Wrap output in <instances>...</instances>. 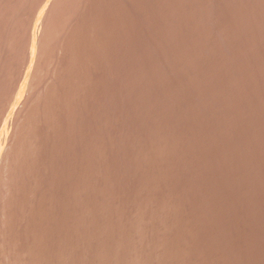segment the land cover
Returning <instances> with one entry per match:
<instances>
[{"label":"rangeland","instance_id":"374dc122","mask_svg":"<svg viewBox=\"0 0 264 264\" xmlns=\"http://www.w3.org/2000/svg\"><path fill=\"white\" fill-rule=\"evenodd\" d=\"M49 1L0 0V264H264V0Z\"/></svg>","mask_w":264,"mask_h":264},{"label":"bare ground","instance_id":"6f19581e","mask_svg":"<svg viewBox=\"0 0 264 264\" xmlns=\"http://www.w3.org/2000/svg\"><path fill=\"white\" fill-rule=\"evenodd\" d=\"M47 1H49V0H47ZM50 1H51V0H50ZM50 1H49V2H50ZM58 1H60V0H58ZM61 1H62V0H61ZM67 1H68V0H67ZM138 1H139V0H138ZM150 1H151V0H150ZM41 2H42V1H41ZM52 2H53V1H52ZM52 2H51V3H52ZM63 2H65V1H63ZM73 2H74V1H73ZM129 2H130V1H129ZM154 2H156V0H155ZM43 3H44V2H43ZM46 3H47V2H46ZM55 4H56V3H55ZM57 4H58V3H57ZM57 4H56V5H57ZM67 4H68V3H67ZM92 4H93V3H92ZM125 4H126V3H125ZM150 4H151V3H150ZM154 4H155V3H154ZM38 5H39V4H38ZM51 5H52V4H51ZM60 5H61V4H59V6H60ZM62 5H63V4H62ZM93 5H94V4H93ZM97 5H98V4H97ZM129 5H130V4H129ZM133 5H134V4H133ZM67 6H69V5H67ZM67 6H66V8H67ZM121 6H122V5H121ZM126 6H127V5H126ZM138 6H139V4H138ZM138 6H137V7H138ZM41 7H42V5H41ZM62 7H63V6H62ZM96 7H98V6H96ZM96 7H95V8H96ZM149 7H150V6H149ZM153 7H154V6H153ZM52 8H53V5H52ZM52 8H50V9H52ZM71 8H72V7H71ZM73 8H75V6H73ZM139 8H140V7H139ZM150 8H151V7H150ZM155 8H156V7H155ZM56 9H58V8H56ZM47 10H48V9H47ZM71 10H72V9H71ZM73 10H74V9H73ZM76 10H77V9H76ZM102 10H103V9H102ZM107 10H109V8H108ZM110 10H113V9L110 8ZM129 10H130V9H129ZM133 10H134V9H132V11H133ZM44 11H45V10H44ZM48 11H49V10H48ZM64 11H65V10H64ZM97 11H98V10H96V12H97ZM103 11H104V10H103ZM105 11H106V10H105ZM123 11H124V10H123ZM126 11H127V10H126ZM136 11H138V10H136ZM155 11H156V10H155ZM155 11H154V13H155ZM39 12H40V11H39ZM42 12H43V11H42ZM49 12H50V11H49ZM49 12H47V13H49ZM76 12H77V11H75V13H76ZM85 12H86V11H85ZM87 12H88V10H87ZM98 12H100V11H98ZM114 12H115V11H114ZM124 12H125V11H124ZM129 12H130V11H129ZM129 12H128V13H129ZM34 13H35V12H34ZM44 13H46V12H44ZM51 13H52V12H51ZM66 13H67V12H66ZM88 13H89V12H88ZM121 13H122V12H121ZM132 13H133V12H132ZM151 13H152V11H151ZM154 13H153V14H154ZM49 14H50V13H49ZM71 14H72V13H70V15H69V13H68L69 16H71ZM115 14H116V13H115ZM124 14H125V13H124ZM126 14H127V13H126ZM135 14H136V13H135ZM42 15H48V14H42ZM50 15H52V14H50ZM121 15H122V14H120L119 16L122 17ZM139 15H140V14H139ZM143 15H144V14H143ZM36 16H37V15H35V17H36ZM39 16H40V15H39ZM61 16H62V14H61ZM64 16H65V15H64ZM69 16H68V17H69ZM89 16H90V15H88V17H89ZM108 16H109V15H108ZM108 16H107V17H108ZM115 16H116V15H115ZM134 16H135V15H134ZM153 16H155V15H153ZM32 17H33V16H32ZM44 17H45V16H44ZM44 17L42 16V19H43V20H44ZM54 17H55V16H54ZM56 17H57V15H56ZM65 17H66V16H65ZM71 17H72V16H71ZM78 17H79V16H78ZM130 17H131V16H130ZM132 17H133V16H132ZM141 17H142V16H141ZM58 18H59V15H58ZM58 18H56V20H58ZM76 18H77V17H76ZM98 18L100 19V17H98ZM103 18H104V17H103ZM103 18H102V19H103ZM112 18H113V17H112ZM114 18H115V17H114ZM47 19H48V17H47ZM63 19H64V18H63ZM70 19H71V18H70ZM70 19H69V20H70ZM79 19H80V18H79ZM99 19H98V21H99ZM134 19H136V18H134ZM137 19H138V18H137ZM34 20H36V19H34ZM45 20H46V18H45ZM48 20H49V19H48ZM50 20H51V19H50ZM61 20H62V19H60V22H61ZM69 20H68V21H69ZM83 20H85V19H83ZM87 20H88V19H87ZM38 21H39V20H38ZM73 21H74V20H73ZM79 21H80V20H79ZM36 22H37V21H36ZM41 22L44 24L43 21H41ZM41 22H40V23H41ZM49 22H50V21H49ZM49 22H48V23H49ZM52 22H53V21H52ZM54 22H57V21H54ZM74 22H75V21H74ZM81 22H82V21H81ZM136 22H137V21H136ZM31 23H33V22L31 21ZM38 23H39V22H38ZM48 23H47V24H48ZM50 23H51V22H50ZM68 23H69V22H68ZM92 23H93V22H92ZM97 23H98V22H97ZM140 23H141V22H140ZM51 24H52V23H51ZM62 24H63V23H62ZM62 24H61V27H62ZM123 24L126 25L125 23H123ZM33 25H34V23H33ZM33 25H32V26H33ZM37 25H38V24H37ZM58 25H59V22H58ZM58 25H57V26H58ZM80 25H81V23H80ZM97 25H98V24H97ZM124 25H123V26H124ZM132 25H133V24H132ZM3 26H4V25H3ZM3 26H2V27H3ZM34 26H35V25H34ZM39 26L41 27L42 25H39ZM46 26H47V25H46ZM52 26H53V25H52ZM54 26L56 27V25H54ZM66 26H67V25H66ZM83 26H84V25H83ZM95 26H96V25H95ZM95 26H93V27L95 28ZM118 26H119V24H118ZM134 26H135V25H134ZM141 26H142V25H141ZM4 27H5V26H4ZM6 27H7V26H6ZM37 27H38V26H37ZM77 27H78V25H77ZM113 27H114V26H113ZM38 28H39V27H38ZM46 28H47V27H46ZM48 28H49V27H48ZM64 28H65V27H64ZM82 28H83V27H82ZM120 28H121V27H120ZM134 28H136V27H134ZM140 28H141V27H140ZM7 29H8V28H7ZM32 29H33V27H32ZM44 29H45V27H44ZM92 29H93V28H92ZM132 29H133V26H132ZM138 29H139V28H138ZM38 30H39V33H41L40 31H43V29H42V30L38 29ZM49 30H51V29H49ZM53 30H55V29H53ZM53 30H51V31H53ZM62 30H63V29H62ZM77 30H78V29H77ZM77 30H75V31H77ZM83 30H84V29H83ZM87 30H88V29H87ZM102 30H103V29H102ZM105 30H106V29H105ZM36 31H37V30H36ZM45 31H46V29H45ZM92 31H93V30H92ZM97 31H98V29H97ZM5 32H6V31H5ZM49 32H50V31H49ZM59 32H60V31H59ZM59 32H57V33H59ZM29 33H30V29H29ZM31 33H32V32H31ZM60 33H61V32H60ZM74 33H75V32H74ZM77 33H78V32H77ZM84 33H85V32H84ZM101 33H102V32H101ZM4 34H5V33H4ZM47 34H48V33H47ZM52 34H53V33H52ZM72 34H73V33H72ZM107 34H108V33H107ZM107 34H106V35H107ZM29 35H30V34H29ZM40 35H41V34H40ZM55 35H56V34H55ZM57 35H59V34H57ZM70 35H71V32H70ZM73 35H75V34H73ZM78 35H79V34H78ZM87 35H88V34H87ZM109 35H110V34H109ZM37 36H39V34H38ZM42 36H43V35H42ZM47 36L49 37V35H47ZM81 36H82V35H81ZM91 36H92V35H91ZM111 36H112V35H111ZM137 36H138V35H137ZM137 36H136V37H137ZM3 37H4V36H3ZM29 37H30V36H29ZM45 37H46V36H45ZM48 37H47V38H48ZM51 37H53V35H51ZM38 38H39V40L41 39L40 37H37V38H36V37L32 34V36H31L30 39H29V40H30V42H29V44H30V45H29V48L31 47V50H32V54L30 55L31 58H33L34 53H35L37 50H39V49H37V48H39V47H37V45L39 46V44H37V41L39 42V40H37ZM43 38H44V36H43ZM43 38H42V40H43ZM54 38H55V37H54ZM69 38H70V37H69ZM97 38H98V37H97ZM104 38H105V37H104ZM107 38H108V37H107ZM119 38H120V37H119ZM5 39H6V38H5ZM44 39H45V38H44ZM50 39H51V38H50ZM55 39L57 40V38H55ZM121 39H122V38H121ZM2 40H3V39H2ZM45 40H46V42H47V39H45ZM45 40H43V41H45ZM77 40H78V39H77ZM105 40H106V39H105ZM0 41H1V40H0ZM27 41H28V40H27ZM43 41H41V42H43ZM49 41H50V40H49ZM51 41H52V40H51ZM89 41H90V40H89ZM93 41H94V39H93ZM107 41H108V40H107ZM109 41H110V40H109ZM121 41H122V40H121ZM66 42H67V40H66ZM76 42H77V41H76ZM87 42H88V41H87ZM96 42H97V41H96ZM1 43H4V42H1ZM27 43H28V42H27ZM47 43H48V42H47ZM50 43H51V42H50ZM50 43H49V45H50ZM98 43H99V42H98ZM43 44H44V43H42V45H43ZM70 44H71V43H70ZM88 44H89V43H88ZM40 45H41V43H40ZM68 45H69V44H68ZM86 45H87V44H86ZM1 46H3V45H1ZM25 46H26V45H25ZM27 46H28V45H27ZM43 46H45V45H43ZM74 46H75V45H74ZM74 46H73V47H74ZM89 46H90V45H89ZM6 47H7V46H6ZM36 47H37V48H36ZM48 47H49V46H48ZM73 47H72V48H73ZM78 47H79V46H78ZM84 47H85V46H84ZM90 47H91V46H90ZM0 48H1V47H0ZM27 48H28V47H27ZM43 48L45 49L46 47H43ZM63 48H64V47H63ZM68 48H69V47H68ZM5 49H6V48H5ZM44 49H43V50H44ZM88 49H89V48H88ZM28 50H30V49H28ZM41 50H42V49H41ZM49 51H50V50H49ZM49 51H47V53H49ZM74 51H75V50H74ZM2 52H3V51H2ZM26 52H28V51H26ZM30 52H31V51H30ZM44 52H45V51H44ZM65 52H66V51H65ZM85 52H86V51H85ZM91 52H92V51H91ZM3 53H4V52H3ZM28 53H29V52H28ZM36 53H37L38 56H40V55H39V51H37ZM45 53H46V52H45ZM51 53H52V52H51ZM54 53H55V52H54ZM67 53H68V52H67ZM103 53H104V51H103ZM63 54H64V53H63ZM75 54H76V53H75ZM87 54H88V53H87ZM0 55H1V54H0ZM35 55H36V54H35ZM37 55L34 56V57H38ZM47 55H50V54H47ZM58 55H59V53H58ZM93 55H94V54H93ZM102 55H103V54H102ZM26 56H27V55H26ZM41 56H42V55H41ZM56 56H57V55H56ZM66 56H67V55H66ZM66 56H64V58H65ZM69 56H70V55H69ZM82 56H83V55H82ZM94 56H95V55H94ZM4 57H5V56H4ZM42 57H43V56H42ZM48 57H50V56H48ZM54 57H55V56H54ZM60 57H62V56H60ZM39 58H40V57H39ZM39 58H34V59H36L37 62L39 63ZM44 58H45V57H44ZM46 58H47V57H46ZM52 58H53V57H52ZM57 58H58V57H57ZM62 58H63V57H62ZM62 58H61V59H62ZM79 58H80V57H79ZM100 58H101V57H100ZM24 59H25V58H24ZM69 59H70V58H69ZM84 59H86V58H84ZM3 60H4V59H3ZM36 60H34V61H36ZM40 60H41V59H40ZM43 60H44V59H43ZM46 60H47V59H46ZM62 60H64V59H62ZM71 60H72V59H71ZM76 60H78V59H76ZM82 60H83V59H82ZM86 60H87V59H86ZM103 60H104V59L102 58V61H103ZM30 61H31V60H30ZM52 61H53V59L51 60V62H52ZM57 61H58V59H57ZM66 61H67V60H66ZM69 61H70V60H69ZM89 61H90V60H89ZM93 61H94V60H93ZM104 61H105V60H104ZM8 62H9V61H8ZM8 62H7V63H8ZM28 62H29V61H28ZM37 62H36V64L39 65ZM42 62H43V61H41V63H42ZM48 62H49V61H48ZM63 62H64V61H63ZM71 62H72V61H71ZM0 63H1V62H0ZM24 63H25V62H24ZM34 63H35V62H34ZM34 63H33V64H34ZM46 63H47V61H46ZM49 63H50V62H49ZM55 63H56V62H55ZM81 63H82V62H81ZM103 63H104V62H103ZM30 64H31V62H30ZM33 64H32V65H33ZM56 64H57V63H56ZM67 64H68V63H67ZM67 64H66V66H67ZM83 64H84V63H83ZM1 65H2V64H1ZM37 65L34 64V67H37ZM61 65H62V64H61ZM10 66H11V65H10ZM22 66H23V65H22ZM62 66H63V65H62ZM70 66H71V65H70ZM82 66H83V65H82ZM82 66H81V67H82ZM103 66H104V65H103ZM34 67H33V68H34ZM44 67H45V64H44ZM44 67H43V70L46 68V67H45V68H44ZM47 67H48V66H47ZM49 67H50V66H49ZM3 68H4V67H3ZM33 68H32V69H33ZM39 68H40V66H39ZM61 68H62V67H61ZM64 68H66V67L64 66ZM86 68H87V67H86ZM90 68H91V67H90ZM102 68H103V67H102ZM104 68H105V67H104ZM106 68H107V67H106ZM1 69H2V68H1ZM32 69H31V71H32ZM34 69H35V68H34ZM41 69H42V68H41ZM74 69H75V68H74ZM82 69H83V68H82ZM28 70H29V69H28ZM36 70H37V69H36ZM39 70H40V69H39ZM43 70H42V71H43ZM45 70H46V69H45ZM57 70H58V69H57ZM57 70H56V71H57ZM64 70H65V69H64ZM85 70H86V69H85ZM1 71H2V70H1ZM26 71H27V70H26ZM29 71H30V70H29ZM31 71H30V72H31ZM92 71H93V70H92ZM95 71H96V70H95ZM104 71H105V70H104ZM46 72H47V71H46ZM64 72H65V71H64ZM78 72H79V71H78ZM85 72H86V71H85ZM101 72H102V71H101ZM107 72H108V71H107ZM2 73H3V71H2ZM23 73H24V72H23ZM32 73H33V71H32ZM40 73H41V72H40ZM42 73H43V72H42ZM44 73H45V72H44ZM44 73H43V74H44ZM52 73H53V72H52ZM55 73H56V72H55ZM55 73H54V74H55ZM75 73H76V72H75ZM91 73H92V72H91ZM103 73H104V72H103ZM103 73H101V74L103 75ZM19 74H20V73H19ZM47 74H48V72H47ZM59 74H60V73H59ZM93 74H94V73H93ZM105 74H106V73H105ZM0 75H1V74H0ZM21 75H22V74H21ZM32 75H33V74H32ZM60 75L62 76V74H60ZM87 75H88V74H87ZM19 76H20V75H19ZM19 76H18V77H19ZM30 76H31V75H30ZM46 76H47V75H46ZM53 76H54V75H53ZM61 76H60V77H61ZM3 77H6V76H3ZM31 77H32V76H31ZM31 77H30V79H31ZM84 77H85V76H84ZM88 77H89V76H88ZM88 77H87V78H88ZM90 77H91V76H90ZM8 78H9V77H8ZM26 78H27V77H26ZM66 78H67V77H66ZM73 78H74V77H73ZM76 78H77V77H76ZM2 79H3V78H2ZM5 79H6V78H5ZM37 79H38V78H37ZM51 79H53V77H51ZM57 79H58V78H57ZM61 79H62V78H61ZM79 79H81V78H79ZM21 80H22V79H21ZM41 80H42V79H41ZM44 80H45V79H43V81H44ZM46 80H47V78H46ZM49 80H50V79H49ZM92 80H94V79H92ZM106 80H107V79H106ZM28 81H29V80H28ZM52 81H53V80H52ZM56 81H57V80H56ZM56 81H55V82H56ZM64 81H65V80H64ZM94 81H95V80H94ZM3 82H4V81H3ZM23 82H24V81H23ZM23 82H21V83H23ZM69 82H70V81H69ZM89 82H90V81H89ZM0 83H1V82H0ZM37 83H38V82H37ZM43 83H44V82H43ZM3 84H4V83H3ZM3 84H1V85L3 86ZM14 84H15V83H14ZM29 84H30V81H29ZM52 84H53V83H52ZM76 84H77V83H76ZM39 85H40V84H39ZM48 85H49V84H48ZM50 85H51V84H50ZM57 85H58V83H57ZM60 85H61V84H60ZM69 85H70V84H69ZM69 85H68V87H69ZM2 86H1V87H2ZM12 86H13V84H12ZM14 86H15V85H14ZM30 86H31V85H30ZM34 86H35V84H34ZM34 86L32 85L31 88L34 87ZM36 86H37V85H36ZM55 86H56V85H55ZM61 86H62V85H61ZM87 86H89V85H87ZM20 87H21L22 89H24V88H23L24 86L22 87L21 84H20ZM62 87H63V86H62ZM90 87H91V86H90ZM104 87H105V86H104ZM14 88H15V87H14ZM18 88H19V87H18ZM21 88H20V91L17 89V90L19 91V94H22ZM37 88H38V87H37ZM42 88H43V87H42ZM52 88H54V87H52ZM56 88H58V87L56 86ZM0 89H1V88H0ZM34 89H35V88H34ZM38 89H39V88H38ZM43 89H45V88H43ZM43 89H42V90L40 89V90L43 91ZM87 89H88V88H87ZM3 90H4V88H3ZM17 90H16V91H17ZM61 90H62V89H61ZM75 90H77V89L75 88ZM84 90H85V89H84ZM88 90H90V89H88ZM102 90H103V89H102ZM49 91H51V90H49ZM77 91H78V90H77ZM38 92H39V90H38ZM47 92H48V91H47ZM60 92H61V91H60ZM90 92H91V91H90ZM2 93H3V92H2ZM29 93H30V92H29ZM44 93H45V91H44ZM61 93H63V92H61ZM69 93H70V92H69ZM82 93H83V92H82ZM85 93H86V92H85ZM19 94L17 93V95H19ZM32 94H33V92H32ZM42 94H43V93H42ZM50 94H51V93H50ZM65 94H66V93H65ZM65 94H64V95H65ZM106 94H108V93H106ZM0 95H1V94H0ZM13 95H14V93H13ZM34 95L36 96V94H34ZM39 95H40V94H39ZM52 95H53V94H52ZM67 95H68V94H67ZM94 95H95V94H94ZM2 96H3V95H2ZM20 96L22 97V95H20ZM29 96H30V95H29ZM18 97H19V96H18ZM18 97H17V98H18ZM23 97H26V93L24 94ZM71 97H72V95H71ZM106 97H107V96H106ZM15 98H16V96H15ZM35 98H37V97H35ZM38 98H39V97H38ZM40 98H42V97H40ZM50 98H51V97H50ZM108 98H109V97H108ZM19 99H20V97H19ZM19 99H18V100H19ZM15 100H16V99H15ZM18 100H17V101H18ZM21 100H22L23 103H24L25 98H24V99H21ZM27 100H28V99H27ZM43 100H44V99H43ZM43 100H42V101H43ZM47 100H48V98H46V101H47ZM58 100H59V99H58ZM102 100H103V99H102ZM105 100H107V98H106ZM17 101H16V102H17ZM22 101L19 102V103H21V104H20L21 106H18V105H19V104H18L17 107L15 108V110L18 108V109L16 110L17 115H16V113L14 112V114L16 115L15 117L18 116V117H17L18 119H19V116L21 115L20 111H18V110H21V112H22L23 110L21 109V107L23 108V107L25 106L24 104H22ZM25 101H26V100H25ZM35 101H36V100H35ZM50 101H51V100H50ZM29 102H30V101H29ZM47 102H48V101H47ZM52 102H53V101H52ZM75 102H76V101H75ZM86 102H87V100H86ZM108 102H109V101H108ZM13 103H14V102H13ZM17 103H18V102H17ZM30 103H31V102H30ZM33 103H34V102H32V105H33ZM36 103H37V102H36ZM36 103H35V104H36ZM40 103H41V102H40ZM60 103L62 104V102H60ZM65 103H66V102H65ZM76 103H78V102H76ZM104 103H105V101H104L102 104H104ZM14 104H15V103H14ZM79 104H81V103H79ZM82 104H83V103H82ZM87 104H88V103H87ZM102 104H101V105H102ZM23 105H24V106H23ZM26 105H27V104H26ZM29 105H30V104H29ZM49 105H50V104H49ZM90 105H91V104H90ZM2 106H3V105H2ZM33 106H34V105H33ZM40 106H41V105H40ZM40 106H39V108H40ZM43 106H44V105H43ZM56 106H57V105H56ZM62 106H63V105H62ZM67 106H68V105H67ZM69 106H70V105H69ZM69 106H68V107H69ZM91 106H92V105H91ZM93 106H94V103H93ZM93 106H92V108H93ZM95 106H97V105H95ZM102 106H103V105H102ZM0 107H1V106H0ZM14 107H15V106H14ZM25 107L27 108V106H25ZM30 107H31V105H30ZM58 107H59V106H58ZM72 107H73V106H72ZM74 107H75V106H74ZM106 107H107V105H106ZM31 108H32V107H31ZM35 108H36V107H35ZM45 108H47V107H45ZM70 108H71V107H70ZM77 108H78V107H77ZM29 109H30V108H29ZM48 109H49V108H48ZM60 109H61V108H60ZM79 109H80V108H79ZM84 109H85V108H84ZM0 110H2V109H0ZM15 110H14V111H15ZM37 110H38V109H37ZM49 110H50V109H49ZM88 110H89V109H88ZM102 110H103V109H102ZM3 111H4V110H3ZM70 111H71V109H70ZM86 111H87V110H86ZM27 112H28V114H29V111H27ZM32 112H33V109H32ZM35 112H36V111H34V115H35ZM46 112H47V111H46ZM50 112H51V111H50ZM66 112H67V111H66ZM66 112H65V113H66ZM82 112H84V111L82 110ZM82 112L80 111V113H82ZM94 112H95V111H94ZM94 112H93V114H94ZM105 112H106V110H105ZM19 113H20V114H19ZM30 113H31V112H30ZM37 113H38V112H37ZM53 113H54V112H53ZM80 113H79V115H80ZM1 114H2V113H1ZM5 114H6V112H5L4 114H2V115H5ZM7 114H8V113H7ZM18 114H19V115H18ZM28 114H27V115H28ZM39 114H40V116H42V115H41L42 113H39ZM44 114H46V113H44ZM73 114H74V113H73ZM76 114H77V113H76ZM85 114H86V113H85ZM87 114H89V111L87 112ZM93 114H92V115H93ZM105 114H106V113H105ZM24 115H25V114H24ZM32 115H33V114H32ZM34 115H33V116H34ZM64 115H65V114H64ZM64 115H63V116H64ZM71 115H72V114H71ZM81 115H82V114H81ZM81 115H80V116H81ZM103 115H104V114H103ZM0 116H1V115H0ZM22 116H23V115H22ZM25 116H26V115H25ZM29 116H30V118H34V117H32L31 115H29ZM35 116H36V115H35ZM43 116H44V118H45V115H43ZM43 116H42V117H43ZM56 116H57V113H56ZM66 116H67V115H66ZM77 116H78V115H77ZM93 116H94V115H93ZM107 116H108V115H107ZM27 117H28V116H27ZM37 117H38V116H37ZM50 117H51V115H50ZM86 117H87V116H86ZM89 117H90V116H89ZM2 118H3V117H2ZM4 118H6V117H4ZM17 118H16V119H17ZM21 118H22V117H21ZM25 118H26V117H25ZM35 118H36V117H35ZM51 118H52V117H51ZM61 118H62V117H61ZM63 118H64V117H63ZM73 118H74V117H73ZM78 118H79V116H78ZM78 118H77V119H78ZM13 119H14V115H13ZM16 119H15V122H14V120L12 121L13 124L15 123L14 126H18V125L16 124V122H18ZM39 119H40V118H39ZM47 119H48V118H47ZM77 119H76V120H77ZM94 119H95V118H94ZM104 119H105V118H104ZM1 120H2V119H1ZM20 120H21V119H20ZM28 120H29V118H28ZM32 120H35V121H36V119H32ZM32 120H31V121H32ZM37 120H38V119H37ZM43 120H44V119H43ZM45 120H46V119H45ZM54 120H55V119H54ZM61 120H62V119H61ZM73 120H74V119H73ZM82 120H83V119H82ZM22 121H23V120H22ZM29 121H30V120H29ZM38 121H39V120H38ZM38 121H37V122H38ZM46 121H47V120H46ZM50 121H51V119H50ZM55 121H56V120H55ZM93 121H94V120H93ZM105 121H106V120H105ZM1 122H2V121H1ZM33 122H34V121H33ZM37 122H36V123H37ZM103 122H104V121H103ZM19 123H20V122H19ZM36 123H35V124H36ZM41 123H42V122H41ZM68 123H69V122H68ZM93 123H94V122H93ZM93 123H92V124H93ZM100 123H101V122H100ZM13 124H12V129H11V127H10V133H9L10 135H12L11 137H10V135H9V138H11V139L9 140V138H8V140L11 141V142H9V141L6 139V143H5L6 146H8V144H10V143H13V141L15 140V138L12 139V138H13V134H12V133H14V130H13V129L15 128V127L13 128ZM21 124H22V123H21ZM21 124H20V125H21ZM25 124H26V122H25ZM30 124H31V123H30ZM35 124H34V125H35ZM52 124H53V123H52ZM73 124H74V122H73ZM77 124H79V122H78ZM85 124H86V122H85ZM3 125H4V121H3V123H1V129H2V126H3ZM32 125H33V124H32ZM37 125H38V124H37ZM37 125H36V126H37ZM39 125H40V124H39ZM56 125H57V124H56ZM108 125H109V124H108ZM25 126H26V125H25ZM36 126H35V127H36ZM45 126H46V125H45ZM51 126H52V125H51ZM69 126H70V124H69ZM79 126H80V125H79ZM100 126H101V124H100ZM106 126H107V124H106ZM106 126H105V127H106ZM56 127H57V126H56ZM71 127H72V126H71ZM71 127H70V128H71ZM82 127H83V126H82ZM84 127H85V126H84ZM84 127H83V128H84ZM87 127H88V126H87ZM90 127H91V126H90ZM90 127H89V128H90ZM18 128H19V127H18ZM24 128H25V127L23 126V129H24ZM37 128H38V127H37ZM59 128H60V127H59ZM68 128H69V127H68ZM75 128H76V127H75ZM83 128H82V129H83ZM85 128H86V127H85ZM92 128H93V127H92ZM16 129H17V127H16ZM25 129H26V128H25ZM27 129H28V126H27ZM51 129H52V128H51ZM77 129H78V128H77ZM101 129H102V128H101ZM108 129H109V128H108ZM2 130H3L2 132H4V129H2ZM11 130H13V131H11ZM30 130H32V128H31ZM34 130H35V129H34ZM47 130H48V129H47ZM47 130H46V131H47ZM66 130H67V129H66ZM71 130H72V129H71ZM88 130H89V129H88ZM15 131H16V130H15ZM28 131H29V130H28ZM35 131H36V130H35ZM39 131H41V130L39 129ZM49 131H50V129H49ZM52 131H53V130H52ZM56 131H57V130H56ZM63 131H64V130H63ZM72 131H73V130H72ZM82 131H83V130H82ZM94 131H95V130H94ZM0 132H1V131H0ZM11 132H12V133H11ZM30 132H31V131H30ZM50 132H51V131H50ZM66 132H67V131H66ZM92 132H93V130H92ZM92 132H91V133H92ZM19 133H21L20 130H19V132H18V135H19ZM31 133H32V132H31ZM52 133H53V132H52ZM73 133H75V132H73ZM83 133H84V132H83ZM108 133H109V131H108ZM108 133H107V134H108ZM23 134H24V133H23ZM34 134H35V133H34ZM36 134H37V133H36ZM41 134H42V133H41ZM63 134H64V133H62V136H63ZM79 134H80V133H79ZM102 134H103V133H102ZM5 135H6V134H5ZM21 135H22V134H21ZM27 135H28V134H27ZM44 135H45V134H44ZM51 135H52V134H51ZM77 135H78V134H77ZM80 135H83V134H80ZM94 135H95V134H94ZM3 136H4V133H3ZM15 136H16V135H15ZM24 136H25V135H24ZM58 136H59V135H58ZM74 136H76V135H74ZM74 136H73V137H74ZM4 137H5V136H4ZM4 137H3V139H4ZM17 137H18V136H17ZM19 137H20V136H19ZM35 137H36V136H35ZM51 137H52V136H51ZM60 137H61V136H60ZM76 137H77V136H76ZM93 137H94V136H93ZM96 137H97V136H96ZM103 137H104V136H103ZM24 138H26V136H25ZM38 138H39V137H38ZM41 138H42V137H41ZM57 138L59 139V137H57ZM67 138H68V137H67ZM78 138H79V137H78ZM81 138H82V137H81ZM89 138H91V137H89ZM106 138H107V137H106ZM108 138H109V137H108ZM3 139H2V141H1L2 143H3ZM20 139H22V138H20ZM27 139H29L28 136H27ZM32 139H33V138H32ZM36 139H37V138H36ZM52 139L54 140V137H53ZM69 139H70V138H69ZM4 140H5V139H4ZM34 140H35V138H34ZM43 140H44V139H43ZM43 140L40 139V142L43 141ZM49 140H50V138H49ZM56 140H57V139H56ZM78 140H79V139H78ZM88 140H89V139H88ZM88 140L86 139V141H88ZM7 141L9 142L8 144H7ZM23 141H24V140H23ZM27 141H28V140H27ZM50 141H51V140H50ZM70 141H71V140H70ZM72 141H73V140H72ZM76 141H77V139H76ZM103 141H104V140H103ZM106 141H107V140H106ZM4 142H5V141H4ZM18 142H20V141H18ZM78 142H79V141H78ZM82 142H83V141H82ZM93 142H94V141H93ZM93 142H92V143H93ZM100 142H101V141H100ZM16 143H17V142H16ZM29 143H30V141H29ZM43 143H44V142H43ZM52 143H54V142H52ZM59 143H61V141H60ZM24 144H25V143H24ZM27 144H28V143H27ZM27 144H25V145H27ZM31 144H32V143H30V145H31ZM34 144H35V143H34ZM38 144H39V143H38ZM38 144H37V145H38ZM48 144H49V143H48ZM56 144H58V143L56 142ZM65 144H66V143H65ZM67 144H68V143H67ZM72 144H73V143H72ZM95 144H96V143H95ZM2 145L4 146V144H1V146H2ZM12 145H13V144H11V146L9 145V147L12 148ZM18 145H20V144H18ZM21 145H22V144H21ZM30 145H29V146H30ZM35 145H36V144H35ZM39 145H40V144H39ZM39 145H38V146H39ZM42 145H44V144H42ZM42 145H41V146H42ZM60 145H61V144H60ZM83 145H85V144H83ZM83 145H82V146H83ZM88 145H89V144H88ZM96 145H97V144H96ZM96 145H95V146H96ZM104 145H105V144H104ZM16 146H17V145H16ZM29 146H28V147H29ZM38 146H37V147H38ZM47 146H48V145H47ZM77 146H78V145H77ZM86 146H87V145H86ZM91 146H92V145H91ZM91 146H90V147H91ZM93 146H94V145H93ZM9 147H8V149H7V151H6V148H5V146H4V148H5L4 152L6 151V152H5V153H6V154H5L6 157H5V155H4V156L1 155L3 158H4V157L7 158V157L13 152V151H12L11 153H9V150H10ZM14 147H15V146H14ZM20 147H21V146H20ZM23 147H24V146H23ZM23 147H21V148H23ZM37 147H36V148H37ZM44 147H45V146H44ZM54 147H55V146H54ZM63 147H64V146H63ZM80 147H81V146H80ZM4 148H3V149H4ZM30 148H32V147H30ZM30 148H29V150H30ZM33 148H34V147H33ZM52 148H53V147H52ZM72 148H73V147H72ZM93 148H94V147H93ZM96 148H97V147H96ZM0 149H1V148H0ZM3 149H1L2 153H3ZM14 149H15V148H14ZM34 149H35V148H34ZM41 149H42V148H41ZM50 149H51V147H50ZM60 149H61V147H60ZM79 149H80V148H79ZM86 149H87V148H86ZM86 149H85V151H86ZM12 150H13V149H12ZM16 150H18L17 147H16ZM19 150H20V149H19ZM22 150H23V149H22ZM22 150H20V151H22ZM24 150H25V149H24ZM29 150H28V151H29ZM37 150H38V149H37ZM45 150H46V147H45ZM56 150H57V149H56ZM62 150H64V149H62ZM68 150H69V147H68ZM70 150H71V149H70ZM87 150H88V149H87ZM90 150H91V149H90ZM10 151H11V150H10ZM26 151H27V150H26ZM35 151H36V150H35ZM35 151H34V152H35ZM38 151H39V150H38ZM38 151H37V152H38ZM47 151H48V150H47ZM57 151H58V150H57ZM60 151H61V150H60ZM78 151H79V150H78ZM93 151H95V150H93ZM31 152H32V151H31ZM37 152H36V153H37ZM51 152H52V151H51ZM62 152H63V151H62ZM68 152H69V151H68ZM76 152H77V151H76ZM89 152H91V151H89ZM95 152H96V151H95ZM0 153H1V152H0ZM2 153H1V154H2ZM7 153H9L8 156H7ZM15 153H16V151H15ZM17 153H18V152H17ZM42 153H43V152H42ZM44 153H45V152H44ZM44 153H43V154H44ZM66 153H67V151H66ZM92 153H93V152H92ZM20 154H21V153H20ZM29 154H30V153H29ZM29 154H28V155H29ZM38 154H39V153H38ZM55 154H56V153H55ZM55 154H54V155H55ZM68 154H69V153H68ZM76 154H77V153H76ZM14 155H15V154H14ZM16 155H17V154H16ZM16 155H15L14 157H16ZM18 155H19V154H18ZM51 155H52V154H51ZM51 155H50V156H51ZM73 155H74V154H73ZM89 155H90V154H89ZM12 156H13V155H11V157H12ZM19 156H21V155H19ZM33 156H34V155H33ZM46 156H47V155H46ZM48 156H49V155H48ZM82 156H83V154H82ZM87 156H88V154H87ZM95 156H96V155H95ZM9 157H10V156H9ZM9 157H8V158H9ZM29 157H30V156H29ZM29 157H28V158H29ZM36 157H38V156H36ZM42 157H43V156H42ZM73 157H76V156H73ZM84 157H85V156H84ZM88 157H89V156H88ZM8 158H7V159H8ZM18 158H19V157H18ZM23 158H24V157H23ZM25 158H27V157H25ZM56 158H57V157H56ZM69 158H70V157H69ZM78 158H79V157H78ZM78 158H77V159H78ZM80 158H81V157H80ZM82 158H83V157H82ZM85 158H86V157H85ZM12 159H13V158H12ZM12 159H10V161H11ZM50 159H52V158H50ZM64 159H65V158H64ZM74 159H75V158H73V160H74ZM93 159H94V158H93ZM5 160H6V159H4V161H5ZM15 160H16V159H15ZM27 160H29V159H27ZM31 160H32V159H31ZM46 160H47V159H46ZM46 160H45V161H46ZM83 160H84V159H82L81 162H83ZM1 161H2V160H1ZM1 161H0V165L3 164V163L1 164ZM6 161H7V160H6ZM12 161H13V160H12ZM12 161H11V162H12ZM16 161H17V160H16ZM25 161H26V160H25ZM25 161H24V162H25ZM33 161H35V159H34ZM52 161H53V160H52ZM58 161H59V160H58ZM93 161H94V160H93ZM18 162L20 163L21 161H18ZM41 162H42V161H41ZM50 162H51V161H50ZM65 162H66V161H65ZM71 162H72V161H71ZM73 162H74V161H73ZM77 162H78V161H77ZM79 162H80V160H79ZM84 162H85V161H84ZM89 162H90V161H88V163H89ZM12 163H13V162H12ZM26 163H27V162H26ZM31 163H32V162H31ZM35 163H36V162H35ZM46 163H47V162H46ZM92 163H94V162H92ZM38 164H39V163H38ZM42 164H43V163H42ZM73 164H74V163H73ZM73 164H72V165H73ZM83 164H84V163H83ZM86 164H87V163H86ZM86 164H85V165H86ZM21 165H22V164H21ZM21 165H20V167H21ZM44 165H45V164H44ZM44 165H43V166H44ZM47 165H48V164H47ZM59 165L62 166V164H59ZM63 165H64V164H63ZM70 165H71V164H70ZM70 165H69V166H70ZM79 165H80V164H79ZM79 165H78V166H79ZM88 165H89V164H88ZM3 166H4V165H3ZM56 166H58V165H56ZM66 166H67V163H66ZM69 166H68L67 168H69ZM91 166H92V165H91ZM25 167H27V166L25 165ZM28 167H29V164H28ZM30 167H31V166H30ZM58 167H59V166H58ZM72 167H73V166H72ZM72 167H71V169H72ZM83 167H85V166H83ZM0 168H2V166H0ZM39 168H40V167H39ZM44 168H45V167H44ZM81 168H82V167H81ZM91 168H92V167H91ZM91 168H90V169H91ZM2 169H3V168H2ZM2 169H0V171L3 172L4 169H3V170H2ZM62 169H63V168H62ZM62 169H61V170H62ZM64 169H65V167H64ZM20 170H21V168H20ZM26 170H27V169H26ZM31 170H32V169H31ZM33 170H34V169H33ZM42 170H43V168H42ZM44 170H47V169H44ZM44 170H43V171H44ZM48 170H49V169H48ZM54 170H55V169H54ZM66 170H68V169H66ZM23 171H24V170H23ZM40 171H41V170H40ZM49 171H50V170H49ZM51 171H52V170H51ZM57 171H58V170H57ZM63 171H64V170H63ZM4 172H5L6 174L8 173V172L5 171V170H4ZM30 172H31V171H29V174H30ZM66 172H67V171H66ZM68 172H70V170H69ZM74 172H75V171H74ZM50 173H51V172H50ZM64 173H65V172H64ZM90 173H92V172H90ZM18 174H19V173H18ZM21 174H22V173H21ZM42 174H43V172H42ZM65 174H67V173H65ZM86 174H87V173H86ZM1 175H2V177H3L4 174L1 173ZM1 175H0V176H1ZM7 175H8V174H7ZM11 175H12V173H11ZM11 175H8V176L4 175V176L6 177V178L4 177V179H3L2 177H0V178H1L0 181H4V182H5L6 180L9 181L10 179H9V178L7 179V177H10ZM19 175H20V174H19ZM24 175H25V174H24ZM27 175H28V173H27ZM69 175H70V174H69ZM69 175H68V176H69ZM75 175H76V174H75ZM77 175H78V174H77ZM22 176H23V175H22ZM37 176H38V175H37ZM45 176H46V175H45ZM52 176H53V175H52ZM55 176H56V175H55ZM79 176H80V175H79ZM30 177H31V176H30ZM40 177H41V176H40ZM46 177H47V176H46ZM56 177L59 178L58 176H56ZM69 177H70V176H69ZM73 177H74V176H73ZM27 178H29V175H28ZM32 178H33V177H32ZM64 178H65V177L61 178V181H62V179H64ZM66 178H67V177H66ZM70 178H71V177H70ZM13 179H14V178H13ZM35 179H36V177H35ZM43 179H44V178H43ZM47 179H48V177H47ZM47 179H46V180H47ZM52 179H53V177H52ZM52 179H51V180H52ZM72 179H73V178H72ZM14 180H15V179H14ZM24 180H25V179H24ZM33 180H34V178H33ZM33 180H31V181L34 182ZM39 180H42V179H39ZM39 180H38V181H39ZM49 180H50V179H49ZM55 180H56V179H55ZM57 180H58V182H59V181H60V178L57 179ZM7 181H6L5 183H7ZM38 181H37V182H38ZM77 181H78V180H77ZM4 182H0V188H1L0 192H1V191L4 192V190H6L5 188H8V187H9L8 185H9L10 183L7 185V184H4ZM12 182H13V181H12ZM41 182H42V181H41ZM43 182H44V181H43ZM45 182H46V181H45ZM58 182H57V184H59ZM21 183H22V182H21ZM26 183H27V182H26ZM48 183H49V182H48ZM68 183H69V182H68ZM76 183H77V182H76ZM76 183H75V184H76ZM1 184L7 185L8 187H6V186L4 187V186H3V187H4V188H3ZM19 184H20V183H19ZM40 184H41V183H40ZM40 184H39V185H40ZM51 184H52V183H51ZM63 184H64V183H63ZM63 184H62V185H63ZM66 184H67V183H66ZM23 185H24V184H23ZM23 185H22V186H23ZM26 185H27V184H26ZM44 185H45V184H44ZM49 185H50V184H49ZM78 185H79V184H78ZM11 186H12V185H11ZM15 186H17V185H15ZM35 186H36V185H35ZM45 186H46V185H45ZM51 186H52V185H51ZM30 187H32V186H30ZM46 187H47V186H46ZM57 187H58V185H57ZM57 187H56V188H57ZM78 187H79V186H78ZM9 188H10V187H9ZM34 188H35V187H34ZM37 188H38V185H37ZM44 188H45V187H44ZM66 188H68V187L66 186ZM71 188H73V187L71 186ZM2 189H4V190H2ZM40 189H41V188H39V190H40ZM49 189H50V187H49ZM60 189H61V188H60ZM64 189H65V188H64ZM75 189H76V188H75ZM12 190H13V189H12ZM12 190H11V191H12ZM16 190H17V189H16ZM21 190H22V189H21ZM23 190H24V188H23ZM27 190H28V188H27ZM68 190H69V189H68ZM28 191H30V190H28ZM28 191H27V192H28ZM35 191H36V190H34V192H35ZM46 191H47V190H46ZM53 191H54V190H53ZM3 192H1L0 197H2L1 195H3ZM16 192H19V191H16ZM24 192H25V191H24ZM24 192H23V193H24ZM27 192H25V193H27ZM56 192H58V191H56ZM13 193H14V192H13ZM13 193H12V194H13ZM19 193H20V192H19ZM30 193H31V192H30ZM32 193H33V192H32ZM49 193H50V192H49ZM58 193H59V192H58ZM58 193H56L57 196H58ZM60 193H61V192H60ZM67 193H68V195H69V192H67V190H66V194H67ZM72 193H73V191H72ZM7 194H8V193H7ZM27 194H28V193H27ZM39 194H40V193H39ZM52 194H53V193H52ZM56 194H55V196H56ZM64 194H65V193H64ZM8 195H9V194H8ZM19 195H20V194H19ZM23 195H24V194H23ZM42 195H43V194H42ZM59 195H60V194H59ZM77 195H78V194H77ZM11 196H12V195H11ZM17 196H18V195H17ZM34 196H35V194H34ZM47 196H48V195H47ZM51 196H52V195H51ZM12 197H13V196H12ZM29 197H30V196H29ZM45 197H46V196H45ZM59 197H61V195H60ZM59 197H58V198H59ZM68 197H69V196H68ZM68 197H67V198H68ZM73 197H74V196H73ZM73 197H72V198H73ZM4 198H5V197H4ZM20 198H21V197H20ZM27 198H28V196H27ZM37 198L39 199L40 197H37ZM37 198H36V199H37ZM50 198H51V197H50ZM58 198H57V199H58ZM63 198H64V197H63ZM63 198H62V199H63ZM76 198H77V197H76ZM18 199H19V197H18ZM28 199H29V198H28ZM34 199H35V198H34ZM34 199L32 200V202L34 201ZM54 199H55V198H54ZM60 199H61V198H60ZM60 199H59V201H60ZM68 199H69V198H68ZM8 200H9V199H8ZM48 200H49V199H48ZM73 200H75V199H73ZM0 201H1V200H0ZM21 201H22V200H21ZM30 201H31V200H30ZM39 201H42V200H39ZM44 201H45V199H44ZM59 201L57 200L58 204L60 203ZM66 201H67V200H65V202H66ZM4 202H6V200H5ZM13 202H14V201H13ZM25 202H26V201H25ZM37 202H38V201H37ZM46 202H47V201H46ZM73 202H75V201H73ZM73 202H72V204H73ZM2 203H3V202H2ZM11 203H12V202H11ZM16 203H17V202H16ZM26 203H27V202H26ZM54 203H55V201H54ZM69 203H71V202H69ZM0 204H1V203H0ZM7 204H8V203H7ZM9 204H10V203H9ZM9 204H8V208L10 207ZM29 204H30V203H29ZM29 204H27V205H29ZM47 204H48V203H47ZM47 204H46V205H47ZM13 205H14V204H13ZM23 205H24V204H23ZM40 205H41V204H40ZM43 205H44V204H43ZM48 205H49V204H48ZM59 205H60V204H59ZM74 205H76V204H74ZM38 206H39V204H38ZM49 206H50V205H49ZM72 206H73V205H72ZM0 207H1V206H0ZM4 207H5V206H4ZM11 207H12V205H11ZM16 207H17V206H16ZM23 207H24V206H23ZM26 207H27V206H26ZM35 207H36V205H35ZM39 207H40V206H39ZM41 207H42V206H41ZM54 207H56V206L54 205ZM58 207H59V206L57 205V208H58ZM5 208H6V207H5ZM49 208H51V207H49ZM1 209H2V208H1ZM3 209H4V208H3ZM27 209H28V208H27ZM27 209H26V210H27ZM34 209H35V208H34ZM40 209H41V208H40ZM62 209H63V207H62ZM9 210H10V209H9ZM15 210H16V209H15ZM18 210H20V209H18ZM24 210H25V208H24ZM28 210H29V209H28ZM36 210H37V209H36ZM42 210H43V209H42ZM58 210H59V209H57V211H58ZM64 210H65V209H64ZM12 211H13V210H12ZM44 211H45V210H44ZM55 211H56V209H55ZM61 211H63V210H61ZM61 211H60V212H61ZM15 212H16V211H15ZM22 212H23V211H22ZM33 212H34V211H33ZM36 212H37V211H36ZM52 212H53V211H52ZM1 213H2V212H1ZM1 213H0V214H1ZM8 213H10V212H8ZM20 213H21V212H20ZM31 213H32V212H31ZM38 213H39V212H37V215H38ZM54 213H55V212H54ZM48 214H50V213H48ZM48 214H47V215H48ZM57 214H58V213H57ZM60 214H61V213H60ZM24 215H25V214H24ZM29 215H30V214H29ZM31 215H32V214H31ZM42 215H43V213H42ZM8 216H9V215H8ZM11 216H12V215H11ZM16 216H17V215H15V217H16ZM22 216H23V215H22ZM56 216H57V215H56ZM58 216H59V215H58ZM6 217H7V216H6ZM20 217H21V216H19V218H20ZM29 217H30V216H29ZM41 217H43V216H41ZM47 217H48V216H47ZM59 217H60V216H59ZM8 218H9V217H8ZM16 218H17V217H16ZM16 218H15V219H16ZM32 218H33V216H32ZM35 218H36V217H35ZM57 218H58V217H57ZM60 218H61V217H60ZM60 218H59V219H60ZM63 218H64V217H63ZM24 219H26V217H25ZM27 219H28V218H27ZM27 219H26V220H27ZM39 219H40V218H39ZM43 219H45V218H43ZM51 219H52V217H51ZM53 219H54V218H53ZM53 219H52V220H53ZM8 220H9V219H8ZM12 220H14V217H13ZM12 220H11V221H12ZM34 220H35V219H34ZM49 220H50V219H49ZM52 220H51V221H52ZM2 221H3V220H2ZM5 221H6V220H5ZM20 221H21V220H20ZM45 221H46V220H45ZM45 221L42 220V222H45ZM0 222H1V221H0ZM24 222H25V221H24ZM56 222H57V221H56ZM56 222H55V223H56ZM60 222H62L61 219H60ZM33 223H35V222H33ZM51 223H52V222H51ZM41 224H42V223H41ZM48 224H50V223H48ZM6 225H7V224H6ZM12 225H13V224H12ZM26 225H27V224H26ZM51 225H52V224H51ZM53 225H54V224H53ZM14 226H16V225H14ZM30 226H32V225H30ZM30 226H29V227H30ZM35 226H36V225H35ZM35 226H34V227H35ZM37 226H38V225H37ZM40 226H41V225H40ZM48 226H50V225H47V227H48ZM58 226H59V225H58ZM58 226H56V227H57V228H56L57 231H59V230H58V228H59ZM1 227H3V225H2ZM16 227H17V226H16ZM44 227H45V226H44ZM51 227H52V226H51ZM53 227H54V226H53ZM61 227H62V224H61ZM63 227H64V226H63ZM10 228H11V227H10ZM24 228H26V227H24ZM36 228H37V227H36ZM45 228H46V227H45ZM54 228H55V227H54ZM2 229H3V228H2ZM17 229H18V228H17ZM17 229H16V230H17ZM22 229H23V228H22ZM30 229H31V228H30ZM33 229H34V228H33ZM49 229H50V228H49ZM56 229H54V230H56ZM63 229H64V228H63ZM3 230H4V229H3ZM5 230H6V229H5ZM52 230H53V229H52ZM8 231H9V234H10V230H7V232H8ZM11 231H12V228H11ZM44 231H46V230H44ZM57 231H55V232H57ZM19 232L22 233V231H19ZM19 232H18V233H19ZM24 232H25V230H24ZM26 232H27V231H26ZM42 232H43V230H42ZM62 232H63V231H62ZM2 233H3V232H2ZM13 233H14V232H13ZM13 233H12V234H13ZM18 233H17V234H18ZM31 233H32V232H31ZM37 233H38V232H37ZM45 233H46V232H43L42 235H43V234H44V235H43V236L41 235V237L43 238V240L45 239V238H44ZM24 234H25V233H24ZM39 234H41V232H40ZM58 234H59V232H58ZM61 234H62V233H61ZM18 235H19V234H18ZM18 235H17V236H18ZM22 235H23V234H22ZM51 235H52V234H51ZM12 236H13V235H11V237H12ZM37 236H38V235H37ZM52 236H53V235H52ZM63 236H64V235H63ZM6 237H8V236H6ZM13 237H14V236H13ZM25 237H27V236L25 235ZM35 237H36V236H35ZM46 237H47V236H46ZM55 237H56V236H55ZM9 238H10V237H9ZM17 238H18V237H17ZM33 238H34V237H33ZM39 238H40V236H39ZM39 238H38V240H39ZM42 238H40V239H42ZM62 238H63V237H62ZM7 239H8V238H7ZM14 239H15V238H13V239H12V238L9 239V242H12V240H14ZM20 239H21V238H20ZM36 239H37V238H36ZM51 239H52V238H51ZM53 239H54V237H53ZM55 239H56V238H55ZM60 239H61V238H60ZM27 240H28V238H27ZM46 240H47V239H46ZM46 240H45V248L47 247V245H46V244H47V243H46ZM2 241H3V240H2ZM24 241H25V240H24ZM32 241H33V240H32ZM48 241H49V240H48ZM0 242H1V241H0ZM14 242H15V241H14ZM26 242H27V241H26ZM39 242H41V241L39 240ZM5 243H7V242H5ZM15 243H16V242H15ZM33 243H34V241H33ZM33 243H32V244H33ZM49 243H50V242H49ZM8 244H9V243H8ZM8 244H7V245H8ZM19 244H21V243L19 242ZM36 244L38 245V242H37V241H36ZM36 244H34L35 246L32 245L35 249H37L36 247H38V246H36ZM39 244H40V243H39ZM43 244H44V241H43ZM43 244L41 243V246H39V248H40V247H41V248L44 247ZM52 244H53V241H52ZM56 244H57V243H56ZM56 244H55V245H56ZM9 245H12V243H10ZM13 245H14V243H13ZM15 245H16V244H15ZM28 245H29V244H28ZM59 245H61V243H60ZM32 246H31V247H32ZM53 246H54V244H53ZM6 247H7V246H6ZM20 247H21V246H20ZM23 247H24V246H23ZM31 247H29V248H31ZM49 247H50V246H49ZM51 247H52V245H51ZM11 248L14 249V246H13V247L11 246ZM11 248L9 247V250H11ZM26 248H28V247H26ZM41 248H40L39 250H41ZM53 248H54V247H53ZM56 248H58V246H56ZM6 249H7V248H6ZM6 249H5V252H7ZM13 249H12L13 252L10 251V252H12L11 254H13V255H16L18 252H20V251H18V252L16 253V252H14ZM32 249H33V248H32ZM35 249H33V250L35 251ZM50 249H51V248H50ZM16 250H18V249L16 248ZM20 250H21V249H20ZM33 250H32V251H33ZM39 250H36V251H35V255H37V253H39ZM43 250H44V249H42L41 251H43ZM46 250H48V249H45V251H46ZM55 250H56V249H55ZM0 251H1V250H0ZM41 251H40V254H39V255H40V256H42V255L44 256V255L46 254L45 251L42 252V253H45V254H42ZM56 251H57V250H56ZM1 252H2V251H1ZM22 252H23V251H22ZM48 252H49V251H48ZM48 252H47V253H48ZM59 252H60V251H59ZM61 252H63V251H61ZM61 252H60V253H61ZM15 253H16V254H15ZM29 253H30V251H29ZM52 253H53V252H52ZM56 253H57V252H56ZM0 254H1V253H0ZM3 254H4V253H3ZM9 254H10V253H9ZM11 254H10V255H11ZM23 254H25V253H23ZM41 254H42V255H41ZM54 254H55V252H54ZM10 255H9V256H10ZM13 255H11L10 257H12ZM17 255H18V254H17ZM27 255H29V254H27ZM39 255H38V256H39ZM55 255H56V254H55ZM5 256H6V255H5ZM5 256H4V257H5ZM38 256H37V257H38ZM40 256H39V258H37V259H40V260H41V262H38V264H43L44 259H42ZM43 256H42V257H43ZM56 256H58V254H57ZM22 257L25 258V256H23V255H22ZM28 257H29V256H28ZM48 257H49V256H48ZM52 257L54 258V255H53V254H52ZM52 257H50V258H52ZM0 258H1V256H0ZM2 258H3V256H2ZM2 258H1L0 260H2ZM6 258H7V257H6ZM6 258H5V259H6ZM14 258H15V257H14ZM26 258H27V257H26ZM32 258H34V257H32ZM43 258H44V257H43ZM28 259H29V258H28ZM37 259H36V261H37ZM48 259H49V258H48ZM54 259H55V258H54ZM3 260H4V259H3ZM26 260H27V259H26ZM30 260H31V258H30ZM40 260H39V261H40ZM10 261H11V260H10ZM16 261H17V259H16ZM46 261H47V260L45 259V262H46ZM0 262H1V261H0ZM2 262H3V261H2ZM2 262H1V263H2ZM7 262H8V261H7ZM26 262H27V261H26ZM47 262H48V261H47ZM53 262H54V261H53ZM4 263H5V261H4ZM16 263H17V262H16ZM32 263H33V262H32ZM50 263H51V262H50ZM57 263H58V262H57ZM59 263H60V262H59ZM59 263H58V264H59ZM5 264H6V263H5ZM18 264H20V263H18ZM21 264H23V263H21ZM35 264H36V263H35ZM46 264H47V263H46Z\"/></svg>","mask_w":264,"mask_h":264}]
</instances>
